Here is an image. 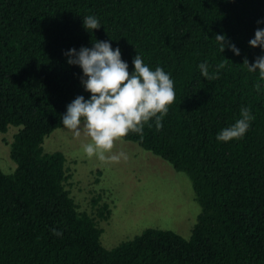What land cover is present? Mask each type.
Here are the masks:
<instances>
[{
    "label": "trees",
    "instance_id": "trees-1",
    "mask_svg": "<svg viewBox=\"0 0 264 264\" xmlns=\"http://www.w3.org/2000/svg\"><path fill=\"white\" fill-rule=\"evenodd\" d=\"M87 16L101 28L88 32ZM258 21L264 0H0V133L15 130L6 141L14 168H0V264H264V86L255 91L258 70L242 66L264 56L249 45L264 29ZM215 35H226L240 55L221 53ZM96 40L119 48L130 73L139 54L174 81L162 129L153 118L143 138L123 140L188 177L200 211L186 238L147 227L103 247L108 203L97 194L89 211L80 208L66 187L63 153L42 149L67 106L91 95L65 53ZM224 58L218 79L202 77L201 63L212 73ZM241 107L255 117L249 130L218 142Z\"/></svg>",
    "mask_w": 264,
    "mask_h": 264
},
{
    "label": "clouds",
    "instance_id": "clouds-1",
    "mask_svg": "<svg viewBox=\"0 0 264 264\" xmlns=\"http://www.w3.org/2000/svg\"><path fill=\"white\" fill-rule=\"evenodd\" d=\"M261 22L264 21H258ZM83 26L88 32L101 28L99 20L94 16L85 17ZM214 39L221 53L227 48L235 55H240L226 35H215ZM92 44L91 48L82 47L78 52L73 48L65 53L69 65H78L82 69V85L91 95L88 100L84 96H77L67 106L61 123L75 137H80L83 132L89 138L90 142L82 145L88 157L95 156L101 161L119 163L121 158L127 159V155L123 151L113 153L117 141H122L129 133L143 138V128L153 118L156 129H162V121L168 114L169 106L175 102L174 81L159 66L151 70L139 54L133 59L134 71L130 73L119 48L113 50L111 44L104 41L96 40ZM249 45L264 49V29L258 28L255 31ZM228 62L224 58L217 65V71L212 73L209 72L207 62L201 63L199 69L202 77L209 81L218 79V71L225 68ZM242 66L248 72L258 70L259 78L254 90L261 91L264 86V56L258 57L251 65L245 59ZM254 120L251 109L241 107L240 118L218 133L217 141L243 138ZM51 231L54 236L63 235L56 229Z\"/></svg>",
    "mask_w": 264,
    "mask_h": 264
},
{
    "label": "rangeland",
    "instance_id": "rangeland-1",
    "mask_svg": "<svg viewBox=\"0 0 264 264\" xmlns=\"http://www.w3.org/2000/svg\"><path fill=\"white\" fill-rule=\"evenodd\" d=\"M0 133V168L10 171L14 162L8 157L9 141L14 129ZM90 142L63 126L54 129L42 142L44 152L60 151L70 177L66 187L80 208L89 211L92 197L100 195L110 214L100 221L99 236L105 248L115 246L139 234L144 228L169 229L188 237L200 208L193 199L188 177L173 170L168 163L129 141H117L113 153L123 151L127 159L119 163L88 157L82 145Z\"/></svg>",
    "mask_w": 264,
    "mask_h": 264
}]
</instances>
